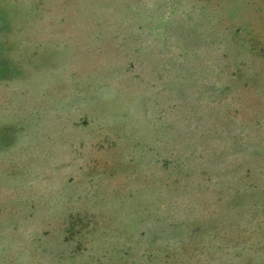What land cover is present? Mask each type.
<instances>
[{"label": "rangeland", "instance_id": "374dc122", "mask_svg": "<svg viewBox=\"0 0 264 264\" xmlns=\"http://www.w3.org/2000/svg\"><path fill=\"white\" fill-rule=\"evenodd\" d=\"M0 264H264V0H0Z\"/></svg>", "mask_w": 264, "mask_h": 264}]
</instances>
